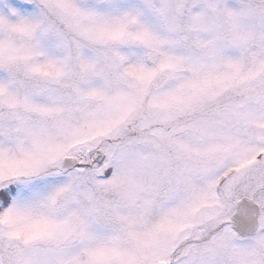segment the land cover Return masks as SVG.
Wrapping results in <instances>:
<instances>
[{"label": "snow or ice", "instance_id": "1", "mask_svg": "<svg viewBox=\"0 0 264 264\" xmlns=\"http://www.w3.org/2000/svg\"><path fill=\"white\" fill-rule=\"evenodd\" d=\"M0 264H264V0H0Z\"/></svg>", "mask_w": 264, "mask_h": 264}]
</instances>
